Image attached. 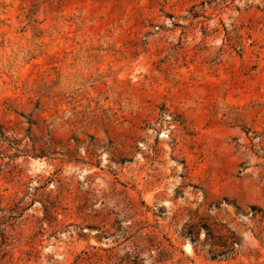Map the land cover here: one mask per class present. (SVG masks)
I'll return each mask as SVG.
<instances>
[{
	"label": "rangeland",
	"instance_id": "374dc122",
	"mask_svg": "<svg viewBox=\"0 0 264 264\" xmlns=\"http://www.w3.org/2000/svg\"><path fill=\"white\" fill-rule=\"evenodd\" d=\"M0 264H264V0H0Z\"/></svg>",
	"mask_w": 264,
	"mask_h": 264
},
{
	"label": "trees",
	"instance_id": "16d2710c",
	"mask_svg": "<svg viewBox=\"0 0 264 264\" xmlns=\"http://www.w3.org/2000/svg\"><path fill=\"white\" fill-rule=\"evenodd\" d=\"M11 144H14V141H9ZM32 151H33V155L35 156V157H37L38 156V154H36V149L34 148V149H32Z\"/></svg>",
	"mask_w": 264,
	"mask_h": 264
}]
</instances>
